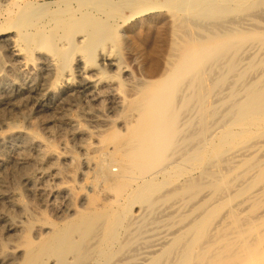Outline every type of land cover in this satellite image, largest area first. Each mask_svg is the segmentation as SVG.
Segmentation results:
<instances>
[{
    "label": "bare ground",
    "instance_id": "bare-ground-1",
    "mask_svg": "<svg viewBox=\"0 0 264 264\" xmlns=\"http://www.w3.org/2000/svg\"><path fill=\"white\" fill-rule=\"evenodd\" d=\"M88 44L117 76L133 58L144 79L130 97L114 101L99 66L81 67L75 86L70 63ZM14 62L53 74L52 95L64 82L123 115L97 130L70 117L45 128L67 129L78 154L16 122L0 134V264H264V0H2L10 110L34 89ZM70 171L87 192L64 185ZM19 180L52 221L19 198Z\"/></svg>",
    "mask_w": 264,
    "mask_h": 264
},
{
    "label": "rangeland",
    "instance_id": "rangeland-1",
    "mask_svg": "<svg viewBox=\"0 0 264 264\" xmlns=\"http://www.w3.org/2000/svg\"><path fill=\"white\" fill-rule=\"evenodd\" d=\"M1 1L2 0H0V2ZM87 30L88 29L86 28L84 31H82L80 33V35L85 36ZM114 42H115V38H114ZM89 46H90L89 44L84 46V48H82L78 52L81 55V59H82L80 61V66H77L73 61H71V63H70L71 67L75 71V77H74L75 86L80 83L78 71L81 67H87L89 70V73H92V74L96 73L97 74L98 72L96 71V69H97L96 66L97 67L99 66L100 73H102L103 75H108L109 73H110L109 75H114L113 84H114V92L116 93L114 95V101H115L116 97H120V98L130 97L131 96L130 95L131 94L130 85L133 82L140 83L144 79L143 75L139 71L137 72V69L135 68V65H134L133 58H131V60L125 61V63L129 64L130 68H132V69H130L131 70L130 77L126 78L125 76H122V75L117 76L118 69H117V67H115L117 62L114 61L115 65L112 68V66H109V62H107L105 60H101V59L97 58V56H94V57L89 59L88 58V56L90 54V49L88 48ZM89 61H90V63H89ZM6 62H7V60H6ZM17 63H19V62H14V67L18 68L23 73V75L25 77H28L30 79L33 78L32 81L34 84V87H33L34 89L32 90L33 92L32 91L28 92V93L25 92L24 93L25 95L21 94L23 99L18 102V104H19L18 108L10 110L6 106L0 105V112H1L0 113V120L3 119L2 121H0V124H1L0 125V134L6 133V131H9V129L11 127H13L14 125H17L15 127H19L21 129L29 132V133H33V134L35 133L36 139L41 140V141L45 140L46 142L49 141L47 143H50V144L53 143L54 149L56 150V148H57V151L63 147V144H61V143L64 142L66 144L67 148H69V149H67V151H69L71 149V152L74 151L75 154H78L77 145L73 144L75 141H73V139L71 138L70 133L67 129H65L61 133H54V134L52 133L50 135L51 137L50 136L48 137V135L46 133L47 129H45V128L54 125L53 122L56 123L58 120H60L61 117L73 118L76 121V123L80 127L84 128L85 130H97L98 128H103V124L106 123V121H108L109 124L117 125L119 123V121L122 119L121 118V116L123 115L121 113L122 110L118 107L116 108L115 105H114V107L113 106L110 107L111 103L109 102L108 98L106 99L103 96L104 94L99 93L98 95H96V99L94 102L88 103L87 98H88V95L90 94L89 91H81L80 90L79 91L80 93L77 92L75 94H72L66 90V84L64 82H61V84H58V86L56 88H54V90H53L54 94L52 95V94H50V89L52 88V85L56 81L55 80L56 77L53 74H49V73L41 74L40 72L38 73L36 70L26 68V67L22 66L20 63H19V65ZM132 66L134 67V70L136 69L135 71L133 70ZM137 73H138V75H137ZM133 77L136 79H134ZM139 79H141V80H139ZM40 82H41V85H40ZM126 85H128V86H126ZM123 86H124V88H123ZM120 88L122 90L125 89V90H123V92H125L127 90H129V91L123 93ZM102 91L105 92V91H108V89L104 88V89H102ZM129 92H130V94H129ZM37 93H38V95H37ZM105 94H107V93L105 92ZM128 94H129V96H128ZM16 99H14V100H16ZM39 99H41V100L39 101ZM87 106L89 107L90 111L87 110ZM95 106H97V107H95ZM21 109H22V112H24V113L21 112ZM45 110H46V112H45ZM50 110H52V111L50 112ZM86 111H88V113ZM82 113H83V115H82ZM76 117H79V118H76ZM33 119H34V121H33ZM87 120H89V121H87ZM38 121H39V123H38ZM92 122H94V123H92ZM12 123H15V124L13 125ZM50 123H51V125H50ZM10 124H12V126ZM47 124H48V126H47ZM88 124H90V125H88ZM35 130H37V131H35ZM59 134H62V135H59ZM37 165H38L37 162H35L34 163V169H33L32 173H34L35 169L37 167H39ZM113 169H115V168H113ZM69 175H70V177L67 180H65L64 185H67L69 187H73L74 190H75V188H78L79 190H81L80 192H83V193L87 192V188L85 187V185L83 184V180H81L79 178V176L78 177L76 175L74 176V173L72 171L69 172ZM23 185L24 184H23L22 180H19V185L17 188V194H18L19 198L24 203L26 202V204L29 205L28 207L30 209H34L35 211L38 210L37 212L39 215H38L37 219L41 220L42 223L47 224L48 222L52 221L53 217L51 216L50 208H48V206L45 205L43 202L40 203L38 198L35 195H32V193L30 191L28 192V190H27L25 192L23 189L24 188ZM78 189H76V190H78ZM18 191H19V193H18ZM21 193H22V195H21ZM30 196L32 198H30ZM37 200H38V202H37ZM31 201H33V202H31ZM29 203H31V204H29ZM38 204L39 205L41 204L42 206H38ZM69 205H73V204L68 203V206ZM40 217H42V218H40ZM41 221H40V223H41ZM31 236H32L31 230L26 229L25 235L21 239L23 241V239L24 240L29 239V238H31Z\"/></svg>",
    "mask_w": 264,
    "mask_h": 264
}]
</instances>
